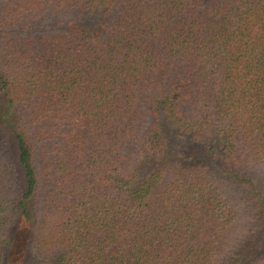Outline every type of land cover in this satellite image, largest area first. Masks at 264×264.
<instances>
[{
	"label": "trees",
	"instance_id": "trees-1",
	"mask_svg": "<svg viewBox=\"0 0 264 264\" xmlns=\"http://www.w3.org/2000/svg\"><path fill=\"white\" fill-rule=\"evenodd\" d=\"M0 264H264V0H0Z\"/></svg>",
	"mask_w": 264,
	"mask_h": 264
},
{
	"label": "rangeland",
	"instance_id": "rangeland-1",
	"mask_svg": "<svg viewBox=\"0 0 264 264\" xmlns=\"http://www.w3.org/2000/svg\"><path fill=\"white\" fill-rule=\"evenodd\" d=\"M0 100H2V93H1V91H0ZM0 108L3 109V106L1 105V101H0Z\"/></svg>",
	"mask_w": 264,
	"mask_h": 264
}]
</instances>
